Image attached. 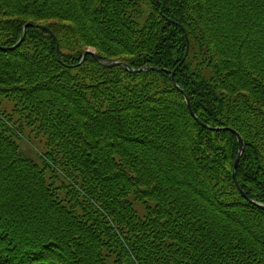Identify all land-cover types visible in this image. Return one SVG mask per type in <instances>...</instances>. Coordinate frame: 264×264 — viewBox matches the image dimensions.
<instances>
[{"label":"trees","instance_id":"trees-1","mask_svg":"<svg viewBox=\"0 0 264 264\" xmlns=\"http://www.w3.org/2000/svg\"><path fill=\"white\" fill-rule=\"evenodd\" d=\"M253 203L264 0H0V264H264Z\"/></svg>","mask_w":264,"mask_h":264},{"label":"water","instance_id":"water-1","mask_svg":"<svg viewBox=\"0 0 264 264\" xmlns=\"http://www.w3.org/2000/svg\"><path fill=\"white\" fill-rule=\"evenodd\" d=\"M39 28H42V27H39ZM25 29H26V27H25ZM42 29H43V28H42ZM45 30L49 31V30L46 29V28H45ZM50 34H51V32H50ZM24 35H25V32H24ZM24 35H23V37H24ZM51 35H52V34H51ZM20 43H21V41L18 43V45H19ZM57 55H58V59H59V53H57ZM86 56H92V57L96 58V57H95V53H93V52H91V51H86V52L84 53V55H83L82 60H81L80 63H82V62L85 60ZM117 65H119V63L114 62V63H112V64H110V65H104V66H106V67H114V66H117ZM129 71H132V70L129 69ZM141 71H143V69H141V70H139V71H137V72H141ZM172 83H173V85L175 86V88H176L178 91H180V93L183 94V91H181V90L177 87V85L175 84L174 79H172ZM185 102H186V105H187V107H188V110H189L191 116H192L193 118L196 119V117L194 116V114H193V112H192V110H191L190 104H189V102H188V100H187L186 97H185ZM196 120H197V119H196ZM204 127H205V129H207V130H219V129H211V128L207 127V126H204ZM231 132L235 135V137H236V139H237V141H238V155H237V158L235 159V162H234V165H233V179H234V181H235L236 186L238 187L235 173H236V169H237V165H238L239 159H240V157H241V155H242V153H243V150H244V145H243V141H242V139L240 138V136H239L235 131H231ZM243 197H245V196H243ZM253 204H254L256 207H258L259 209H261V210L264 211V206H261V205L256 204V203H253Z\"/></svg>","mask_w":264,"mask_h":264},{"label":"rangeland","instance_id":"rangeland-1","mask_svg":"<svg viewBox=\"0 0 264 264\" xmlns=\"http://www.w3.org/2000/svg\"><path fill=\"white\" fill-rule=\"evenodd\" d=\"M88 51H92V50L88 49ZM4 110L9 112L10 106L4 107ZM43 140L44 139L42 138H35L34 133H31L27 128H24L22 139L18 141V144L20 146L22 153L26 157L36 160L37 159L36 152L42 149Z\"/></svg>","mask_w":264,"mask_h":264}]
</instances>
